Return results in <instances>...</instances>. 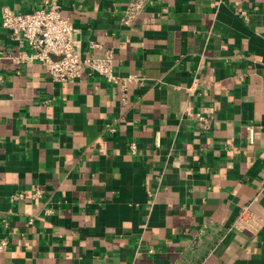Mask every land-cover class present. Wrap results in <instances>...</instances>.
Wrapping results in <instances>:
<instances>
[{"label": "crops", "instance_id": "obj_1", "mask_svg": "<svg viewBox=\"0 0 264 264\" xmlns=\"http://www.w3.org/2000/svg\"><path fill=\"white\" fill-rule=\"evenodd\" d=\"M56 2L140 81L53 82L0 23V264H264V0Z\"/></svg>", "mask_w": 264, "mask_h": 264}, {"label": "built area", "instance_id": "obj_2", "mask_svg": "<svg viewBox=\"0 0 264 264\" xmlns=\"http://www.w3.org/2000/svg\"><path fill=\"white\" fill-rule=\"evenodd\" d=\"M147 0H128L119 20L128 25L138 15ZM222 2L223 0H217ZM44 7H35L28 11L15 12L8 6L0 9L1 26L15 36H19L26 51L16 56H7L18 62L37 60L43 62L46 72L53 82H73L87 73H95L110 84H125L140 78L128 74L118 76L113 71V54L110 49L103 56H95L89 50H82L75 38V27L71 20L62 16L56 0H44ZM92 47V44L90 45ZM196 125L201 129L210 126L208 117L197 114ZM131 149L135 148L131 144ZM21 194H14L12 199L20 198ZM243 208L236 225L246 224ZM241 227V226H240ZM5 241L0 242L3 246Z\"/></svg>", "mask_w": 264, "mask_h": 264}]
</instances>
